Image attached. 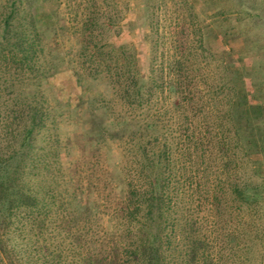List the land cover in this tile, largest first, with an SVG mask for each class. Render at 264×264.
Returning a JSON list of instances; mask_svg holds the SVG:
<instances>
[{
    "label": "trees",
    "instance_id": "1",
    "mask_svg": "<svg viewBox=\"0 0 264 264\" xmlns=\"http://www.w3.org/2000/svg\"><path fill=\"white\" fill-rule=\"evenodd\" d=\"M25 1L5 4L0 12V264H172L174 209L181 193L174 147L163 135L145 141L143 127L128 135L131 120L111 119L106 105L117 103L122 109L142 105L152 95L151 74L139 69L130 44L104 42V31L114 16L102 11L104 0H89L80 23L84 52L78 62L90 71L89 79L107 81L112 91L111 100L96 105L92 87H82L77 65L56 70L43 66V36L54 25V12L47 10V0H28L31 11L34 7L29 12L23 9ZM243 12L251 20H264V8L262 13ZM219 25L223 38L233 32L228 21ZM194 34L201 40V29ZM248 42L243 50H222L221 70L211 74L219 76L218 84L206 86L205 98L190 88L189 76L183 73L185 61L191 60L186 52L170 66L178 76L171 85L180 97L177 114L189 119L177 129L185 143L182 149L199 155L204 169L207 160H217L214 147L225 158L224 171L239 147L247 155L264 154V80L258 78L262 67L247 61ZM214 57L211 51V60ZM71 75L81 87L79 92L62 83ZM50 96H55L54 102ZM65 109L85 115L79 117L84 148L90 146L94 154L101 152L106 139L122 144L131 138L138 147L135 165L120 162L110 173L98 155L92 168L82 167V158L63 164L60 157L66 151L57 129ZM153 126L158 132L157 121L150 123ZM114 172L119 176L114 177ZM205 173L195 176L196 191L212 192L219 205L224 187L210 186ZM228 190L239 206L251 207L262 196L254 187L236 182ZM201 241L193 239L189 245L193 258L199 256Z\"/></svg>",
    "mask_w": 264,
    "mask_h": 264
},
{
    "label": "rangeland",
    "instance_id": "2",
    "mask_svg": "<svg viewBox=\"0 0 264 264\" xmlns=\"http://www.w3.org/2000/svg\"><path fill=\"white\" fill-rule=\"evenodd\" d=\"M55 1H46L47 10L54 12L51 20L54 25L46 29L43 36L46 55L42 59V64L46 68L51 67L55 70L77 65L83 75L82 87L85 85L92 87V93L98 100L96 105L100 106L106 100L107 102L111 100V88L105 80L89 79L90 71L82 69L83 65L78 62L84 52L79 44L80 23L82 16L87 15L85 7L89 0ZM14 2L15 0H0V12L3 10V5ZM30 6L26 0L23 9L34 12V7L31 11ZM101 6L102 11L105 10L107 15L114 16L113 22L104 31V42L130 44V52L139 60V69L152 76L148 83L152 95L146 98L142 105L134 107L128 105V108L122 109L117 103L109 102L106 104L110 105L108 117L131 120L132 126L129 127L128 135L132 130L143 127L146 129L145 141L146 138L151 139L156 134L163 135L166 138L162 139L169 141L171 147H174L172 158L176 165L177 185L180 186L181 193L174 209L177 232L173 250L170 251V262L172 264H264V154L247 155L245 149L239 147L235 149V160L230 163L228 171H224L225 158L221 156L218 148L214 147L213 153L217 154V160L212 162L207 160L210 167L204 169L205 164L201 163L199 155L193 150L187 152L185 148L182 149L185 143L179 138L181 132L177 129H180L179 124L184 119L187 120L188 116L180 112L177 114L176 105L180 97L178 98L179 95L172 90L171 85L177 82L178 76L170 72V66L175 65L176 57L186 52L191 60L185 61L187 72L183 71V73L189 76L190 88L196 93H201L205 98L206 86L209 83L218 84L219 76L211 74L219 68L223 58L222 50L234 49L235 52L243 50L246 48V40H249L246 51L247 61L258 64V68L262 67L258 78L264 80V56L259 55L258 50L261 48V51H264V20L259 21L260 23L257 19L251 20L252 16L243 12L246 10L251 14L262 13L264 1L104 0ZM221 20L228 21L229 27L233 30L226 38H223L221 34L223 32L218 30L222 28L219 25ZM211 28L216 29V32ZM199 29L203 35H200L201 40L194 34ZM215 34L217 36H214ZM209 37H213V40L209 41ZM211 51L215 56L213 60L210 58ZM62 83L70 90L73 87L76 92L80 91L81 87L72 75L62 79ZM54 99L55 96H50L52 102ZM200 103L205 104L202 101ZM161 110L169 114L163 115L160 113ZM100 113L102 114L103 111L101 110ZM60 114L58 120L61 123L57 132L66 151L60 157V160L65 162L63 164H67L70 159L82 158L80 165L84 168H92L91 164L96 162L94 155H98L102 163L107 165L110 173L113 172V165H119L120 162L124 166L135 165L136 159L139 158L138 147L133 145L131 138H127L122 144L120 141L119 144H111V141L106 139L101 152L97 151L94 154L90 146L84 148L85 131L79 117L83 118L85 115L73 114L68 109L61 111ZM154 121L160 125L158 132L152 129L154 126L150 127V123ZM104 135L106 136L107 133ZM178 141H181V144L178 145ZM183 151L186 153H182ZM204 170L210 186L221 183L224 187L221 196L223 201L221 204L219 202V205L216 204L219 200L216 202L212 192L199 194L196 191L195 176L202 174ZM119 173L114 172V177H118ZM182 182L186 183L187 188H182L184 187ZM235 182L260 191L262 196L259 202L251 207L240 205L241 209H239L240 201H236L228 190ZM117 192L120 193V190L118 189ZM193 239H202L199 243L197 259L188 254Z\"/></svg>",
    "mask_w": 264,
    "mask_h": 264
}]
</instances>
